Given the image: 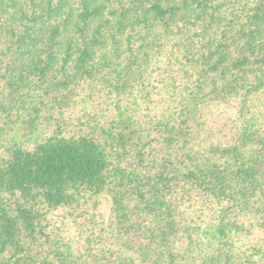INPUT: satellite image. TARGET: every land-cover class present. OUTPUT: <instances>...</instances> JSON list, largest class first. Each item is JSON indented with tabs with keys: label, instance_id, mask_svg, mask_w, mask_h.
<instances>
[{
	"label": "trees",
	"instance_id": "1",
	"mask_svg": "<svg viewBox=\"0 0 264 264\" xmlns=\"http://www.w3.org/2000/svg\"><path fill=\"white\" fill-rule=\"evenodd\" d=\"M0 264H264V0H0Z\"/></svg>",
	"mask_w": 264,
	"mask_h": 264
}]
</instances>
